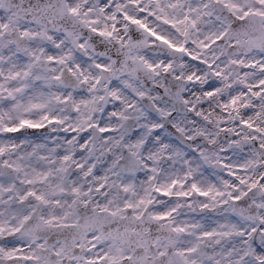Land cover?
I'll return each instance as SVG.
<instances>
[{"label":"snow or ice","instance_id":"1","mask_svg":"<svg viewBox=\"0 0 264 264\" xmlns=\"http://www.w3.org/2000/svg\"><path fill=\"white\" fill-rule=\"evenodd\" d=\"M0 264H264V0H0Z\"/></svg>","mask_w":264,"mask_h":264}]
</instances>
